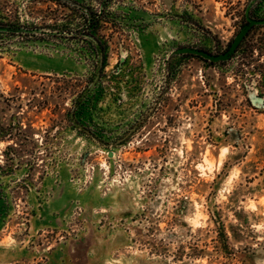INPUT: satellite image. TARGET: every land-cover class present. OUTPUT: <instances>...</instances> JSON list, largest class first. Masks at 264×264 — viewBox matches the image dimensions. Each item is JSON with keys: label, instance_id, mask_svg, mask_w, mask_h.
I'll return each mask as SVG.
<instances>
[{"label": "rangeland", "instance_id": "obj_1", "mask_svg": "<svg viewBox=\"0 0 264 264\" xmlns=\"http://www.w3.org/2000/svg\"><path fill=\"white\" fill-rule=\"evenodd\" d=\"M249 4L264 17V0H0V23L65 29L0 31V115L21 126L0 264H264V23L227 60L174 52L224 50Z\"/></svg>", "mask_w": 264, "mask_h": 264}, {"label": "water", "instance_id": "obj_2", "mask_svg": "<svg viewBox=\"0 0 264 264\" xmlns=\"http://www.w3.org/2000/svg\"><path fill=\"white\" fill-rule=\"evenodd\" d=\"M249 7L250 4L245 8V15L247 22L241 25L239 30L234 34L232 39L230 40L229 45L222 51L213 52L207 49L196 47L192 45H183L175 48L174 52H181V53H192L201 56L204 59H208L210 61H220V60H227L231 57L232 53L235 52L237 46L243 39L244 35L248 32L250 27L254 24H262L264 23V17H253L249 14ZM0 31L4 32H12L16 34H38V33H61V30L58 29H46L43 26H29L24 24H0ZM261 100V98H258ZM112 155L113 151H108V156L110 158V165L112 166Z\"/></svg>", "mask_w": 264, "mask_h": 264}, {"label": "flooded vegetation", "instance_id": "obj_3", "mask_svg": "<svg viewBox=\"0 0 264 264\" xmlns=\"http://www.w3.org/2000/svg\"><path fill=\"white\" fill-rule=\"evenodd\" d=\"M102 5H103V3H101L100 8L98 11H96V13H94L93 15H88L87 17L88 18L89 17H98L97 15H100V12H101L100 10H102V8H103ZM244 13H245V11H244ZM249 14H250V7H249ZM87 17H86V19H87ZM245 22H247L246 15H245L244 23ZM4 24H6V23H4ZM254 25H256V24H254ZM254 25H252V26H254ZM195 55H197V54H195ZM232 55H233V53H232ZM197 56H199V55H197ZM205 60H208V59H205ZM35 106L36 105H34V107ZM38 107H39L38 112H42L44 110V107H45V101L43 100L42 104L37 106V108ZM33 121L34 120H31V122H30V124H32V126L34 125ZM20 124L23 127L27 126L23 121H20ZM56 128H58V132L60 133L61 132V118L59 119L58 126L56 124ZM16 130H21V126L16 125L14 114H11L6 118V123L3 122L2 116L0 115V145H1V147H0V181H2L1 177L3 178V173H5L6 176L12 174V177H13V175H14L15 165L17 164L15 162V157H14L15 156V146L17 144L15 142ZM47 132H48V130L43 125H39L36 127V131H33V132L31 131V135H33L34 137L43 138L46 136ZM25 136H27V134H25ZM39 143H41V142H39ZM36 147H38V146H34L33 148H36Z\"/></svg>", "mask_w": 264, "mask_h": 264}, {"label": "trees", "instance_id": "obj_4", "mask_svg": "<svg viewBox=\"0 0 264 264\" xmlns=\"http://www.w3.org/2000/svg\"><path fill=\"white\" fill-rule=\"evenodd\" d=\"M67 4H69V3L67 2ZM77 7H79V6H77ZM100 15H101V12H100ZM100 15H97V16H100ZM97 18L98 17H89V18L87 17V19H85V21L81 25H79V27L77 28V32L78 33H89L90 35H92L91 29L94 28ZM58 30H61V32H65L64 31L65 29H58ZM73 32H76V31H73ZM90 38H91L92 42H94V44H95V50L97 53V59H96L97 62H95L96 67L102 68L105 65L104 43L100 39H98L97 37H90ZM240 43H239V45H240ZM239 45L237 46V48L239 47ZM190 54H192V53H190ZM220 61H223V60H220ZM210 62H219V61H210Z\"/></svg>", "mask_w": 264, "mask_h": 264}, {"label": "crops", "instance_id": "obj_5", "mask_svg": "<svg viewBox=\"0 0 264 264\" xmlns=\"http://www.w3.org/2000/svg\"><path fill=\"white\" fill-rule=\"evenodd\" d=\"M11 177H12V174H11V175H8V176H7V180H8L9 178H11Z\"/></svg>", "mask_w": 264, "mask_h": 264}]
</instances>
